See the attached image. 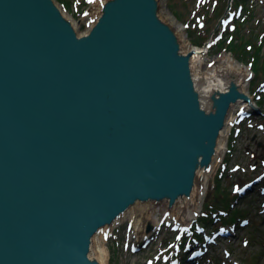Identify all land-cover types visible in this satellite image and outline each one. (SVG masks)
Returning <instances> with one entry per match:
<instances>
[{
	"label": "water",
	"instance_id": "95a60500",
	"mask_svg": "<svg viewBox=\"0 0 264 264\" xmlns=\"http://www.w3.org/2000/svg\"><path fill=\"white\" fill-rule=\"evenodd\" d=\"M89 13L81 31L57 0H0V264H104L96 235L141 207L186 229L231 110L261 114L164 0Z\"/></svg>",
	"mask_w": 264,
	"mask_h": 264
},
{
	"label": "rangeland",
	"instance_id": "374dc122",
	"mask_svg": "<svg viewBox=\"0 0 264 264\" xmlns=\"http://www.w3.org/2000/svg\"><path fill=\"white\" fill-rule=\"evenodd\" d=\"M60 3L75 18L79 29L84 30L89 20L87 14L94 7L92 0ZM164 5L179 21L189 44L207 49L203 54L207 59L227 52L243 66H253L256 76L250 90L256 93L254 97L264 112V92H258L264 85V0H164ZM234 7L241 9L237 17ZM234 16L236 22L232 23ZM243 18L247 20L241 25ZM236 28L242 30L238 36L229 32ZM242 37L250 41L252 47L246 45L249 53L244 45L239 47ZM230 41H234V50L228 45ZM255 46L261 50L258 52ZM239 112L235 111L229 124L224 157L218 159L210 175L203 205L190 221L194 228H190L189 234L180 235L168 221L170 216L165 217L156 209L159 222L165 217V225L151 243L140 247L148 224L158 223L148 220L145 231L137 234L131 219L125 218L110 232L97 236V249L99 245L104 250L107 264H173V259L177 264H264V116L250 113L242 117ZM237 188L242 191H236ZM208 237L214 241L209 242ZM199 247L206 251L205 256L189 261L192 249Z\"/></svg>",
	"mask_w": 264,
	"mask_h": 264
},
{
	"label": "bare ground",
	"instance_id": "6f19581e",
	"mask_svg": "<svg viewBox=\"0 0 264 264\" xmlns=\"http://www.w3.org/2000/svg\"><path fill=\"white\" fill-rule=\"evenodd\" d=\"M96 2H97V0H96ZM96 2L93 4V6H95ZM166 13L170 16V18L173 20V22L180 28V30L182 29V32L184 33L185 31H184L183 28H181V25H180L179 21L174 16H172V14H170L168 12V10H166ZM69 15L71 16V14H69ZM91 16H92V13H88L86 19H89ZM71 17L73 18L74 23L77 24V21L75 20V18L73 16H71ZM186 43H187V45L190 46V44L187 41V39H186ZM195 48L197 49L195 51V59H196V62H197V66H198V68L200 70L205 69V71H209V69H210L209 64L215 62V63H218L219 66L225 65L226 67L235 68V69H237L239 71L242 70V71H245L247 74L249 73L250 80H249V84L247 83V85H246V89L248 90L249 93H251L250 92V84H251L252 79L254 77V73L252 72V69L250 67L243 66V64H241L238 60H235V58H233V56L230 55L227 52L221 53L219 56H217L213 60H210V59H207L205 57V55H203V54H205L207 49H205L204 47H197V46ZM243 104H239L238 106L240 108H244V110L248 109V105L246 103H243ZM235 110H236V108L234 110H231V112H230V115H229L228 120H227V125H226V127H225V129L223 130V133H222L221 141H220L219 148H218V154H217V156L215 158V161L213 163L211 171L208 172L206 174V176H205V180H204L205 187H204L203 190H206L207 182H208V180L210 178V175L214 172V170H215V168H216V166L218 164V159L221 158V157H224L225 149L227 147V143H228V139H229V132H230L229 124L231 123V121L233 119V115H234ZM203 197L204 196L200 195L199 197L195 198V201L198 200V202L194 203L195 205H194L193 209H191L189 211L187 210L189 212V217H187L188 222L190 220H192L194 217H197L198 210L203 205ZM143 209L146 210V211H141ZM156 209L161 210L162 214H164V212L166 211L165 205L154 207L152 214H150V210L147 207H141L140 209H138L139 211L137 210L138 212L137 211L136 212H128L123 217L118 219L112 225L111 230H112L113 226H115L117 223H119L120 221L124 220L125 218H129V219H131V221L133 223V226H134L135 230L137 231V234L138 233H142V232L145 231L144 228H145L146 222L148 220L154 219L155 223L159 222L160 218L157 217ZM181 213H182L181 210H176V209L173 210V215L180 216ZM173 215H170L169 219H171V217ZM99 234H101V233H99ZM98 235H96V240H97V236ZM98 252H99V257L102 260V262H104V264H107L106 259H105V252H104V250L101 247H99V245H98ZM189 258H190V254L188 256V260H189Z\"/></svg>",
	"mask_w": 264,
	"mask_h": 264
},
{
	"label": "trees",
	"instance_id": "16d2710c",
	"mask_svg": "<svg viewBox=\"0 0 264 264\" xmlns=\"http://www.w3.org/2000/svg\"><path fill=\"white\" fill-rule=\"evenodd\" d=\"M59 1H61V0H59ZM241 29L239 28V29H236V35L238 36V35H240L241 34ZM235 36V35H234ZM242 36V35H241ZM234 41H237V40H234ZM234 41H230V43H228V45L231 47V49L232 50H234V48L235 47H233L234 46ZM250 43V41H248V39H244L243 37H242V41H241V43H240V45H239V47L240 46H242V45H244L245 46V49H246V45H250L249 44ZM244 46H243V48H244ZM225 49H228V46H226V45H224L223 46ZM252 47V46H251ZM255 48H257V50H258V52L261 50L260 48L261 47H258V46H255ZM230 49V50H231ZM246 51H247V53H249V50L248 49H246ZM255 59H258L256 56H255ZM210 216V215H209ZM209 218H211V219H214V217H212V216H210Z\"/></svg>",
	"mask_w": 264,
	"mask_h": 264
},
{
	"label": "flooded vegetation",
	"instance_id": "af4514ba",
	"mask_svg": "<svg viewBox=\"0 0 264 264\" xmlns=\"http://www.w3.org/2000/svg\"><path fill=\"white\" fill-rule=\"evenodd\" d=\"M241 5H242V4H241ZM240 8L243 9L244 6H241ZM241 9H240V10H241ZM234 10H235V16L237 17V15H239V14H238V11H237V9H235V8H234ZM229 12H231V11H229ZM229 12H228V13H229ZM228 15H229V14H228ZM244 17H245V14H244ZM233 20H234V17L232 18V23H233ZM240 20H241V25H243L244 22L242 23V21L245 20V19L243 18V19H240ZM246 20H247V19H246ZM246 20H245V21H246ZM248 21H249V20H248ZM241 28H242V27H241ZM236 29H237V28H236Z\"/></svg>",
	"mask_w": 264,
	"mask_h": 264
},
{
	"label": "snow or ice",
	"instance_id": "6c2138e0",
	"mask_svg": "<svg viewBox=\"0 0 264 264\" xmlns=\"http://www.w3.org/2000/svg\"><path fill=\"white\" fill-rule=\"evenodd\" d=\"M226 23H227V21H225V24H226ZM236 191H242V189H240V188H237V189H236ZM176 239H177V240H179V239H180V237H179V236H177V237H176ZM150 264H151V262H150Z\"/></svg>",
	"mask_w": 264,
	"mask_h": 264
}]
</instances>
